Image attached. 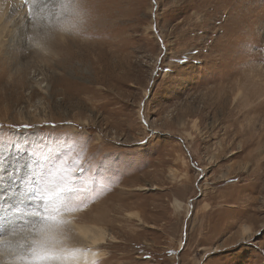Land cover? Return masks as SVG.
Returning a JSON list of instances; mask_svg holds the SVG:
<instances>
[{
  "label": "rangeland",
  "instance_id": "374dc122",
  "mask_svg": "<svg viewBox=\"0 0 264 264\" xmlns=\"http://www.w3.org/2000/svg\"><path fill=\"white\" fill-rule=\"evenodd\" d=\"M0 1V261L63 187L90 264H264V0Z\"/></svg>",
  "mask_w": 264,
  "mask_h": 264
},
{
  "label": "bare ground",
  "instance_id": "6f19581e",
  "mask_svg": "<svg viewBox=\"0 0 264 264\" xmlns=\"http://www.w3.org/2000/svg\"><path fill=\"white\" fill-rule=\"evenodd\" d=\"M2 11L0 1V36L5 31V24L2 22ZM7 28V27H6ZM175 204L177 207H180L181 201L175 199ZM66 217V216H65ZM70 223L73 225V229L76 231L77 235L81 236L82 240L86 241L87 245L82 243L70 244L69 246H58L54 247L64 253L63 258L58 262V264H90L95 261L103 253L96 248V245L100 242H104L105 233L101 228H98L94 225L86 224H75L74 221L70 220ZM79 240V239H78ZM79 242V241H78ZM82 242V241H80ZM75 243V242H74ZM85 243V242H84ZM3 250L0 247V257L4 256ZM1 260V259H0ZM16 264H19V261L15 258Z\"/></svg>",
  "mask_w": 264,
  "mask_h": 264
},
{
  "label": "clouds",
  "instance_id": "9594fccd",
  "mask_svg": "<svg viewBox=\"0 0 264 264\" xmlns=\"http://www.w3.org/2000/svg\"><path fill=\"white\" fill-rule=\"evenodd\" d=\"M66 221L61 218V212L53 214L41 219L36 225V234L40 239L33 242L30 255L19 256L17 260L19 264H58L62 257V253L54 246V238L62 234ZM0 264H4L0 261Z\"/></svg>",
  "mask_w": 264,
  "mask_h": 264
},
{
  "label": "snow or ice",
  "instance_id": "6c2138e0",
  "mask_svg": "<svg viewBox=\"0 0 264 264\" xmlns=\"http://www.w3.org/2000/svg\"><path fill=\"white\" fill-rule=\"evenodd\" d=\"M21 128H30V125L24 124L20 125ZM71 189L67 188H56L55 190H45L42 194H38L34 199L39 202L43 201V203L40 205L43 208L44 215H41L40 212L34 213L35 215L39 216L41 219L46 218L47 216L53 214L54 212H60L62 208L66 206L67 201V194L71 193ZM5 205H7V200L5 201ZM56 237L54 238L55 241ZM62 253V257L58 256L57 259H62L64 256V253Z\"/></svg>",
  "mask_w": 264,
  "mask_h": 264
}]
</instances>
